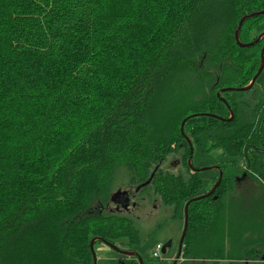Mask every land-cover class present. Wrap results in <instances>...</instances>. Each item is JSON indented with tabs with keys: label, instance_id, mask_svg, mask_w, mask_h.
<instances>
[{
	"label": "trees",
	"instance_id": "16d2710c",
	"mask_svg": "<svg viewBox=\"0 0 264 264\" xmlns=\"http://www.w3.org/2000/svg\"><path fill=\"white\" fill-rule=\"evenodd\" d=\"M263 8L264 0H0V264H92L93 237L135 251L162 222L142 234L130 212L101 206L119 180L134 193L159 165L138 194L183 220L203 181L187 164L190 146L192 165L214 153L220 169L226 157L251 182L222 174L211 196L189 203L176 264H264V97L224 91L230 121L199 115L228 118L216 91L257 71L264 36L240 47L233 32ZM262 31L264 14L250 17L239 39ZM263 73L252 87L264 89ZM191 114L189 145L179 127ZM174 154L176 174L161 167Z\"/></svg>",
	"mask_w": 264,
	"mask_h": 264
},
{
	"label": "rangeland",
	"instance_id": "374dc122",
	"mask_svg": "<svg viewBox=\"0 0 264 264\" xmlns=\"http://www.w3.org/2000/svg\"><path fill=\"white\" fill-rule=\"evenodd\" d=\"M263 79H264V73H263ZM261 79V80H263ZM262 91L264 92V89H262L261 86L255 85V87H252L249 91L245 92L243 95V98L246 100L253 101L255 98L264 97L262 94ZM224 165L222 169V174H224L225 178H231V181L236 182L237 176L240 174V170H236L235 167L229 162L230 160L226 157H223L222 159H219L218 162H221ZM194 167L201 168V167H210L214 165H218L214 163V153H212L210 156L203 160L194 161L193 162ZM196 165V166H195ZM180 163L178 161V157L174 155H169L167 159L161 164L162 168H166L172 173L176 174L180 170ZM219 166V165H218ZM220 167V166H219ZM182 169V168H181ZM200 171V170H199ZM218 172V171H217ZM200 176H202V186L199 188L197 195H201L206 193L211 187H209L210 183L213 181V178L216 175L215 169L210 170H203L200 171ZM122 181H118V184L114 186V191L118 187H123V184H119ZM140 192L139 194H135L132 196V202H136L139 204V206L135 207L134 209L130 210V215L135 218V220L138 222L139 228L142 232V234H146L148 231L152 229L154 224L159 221L161 218H164V215L169 214L167 210H164L158 203L156 199L154 200H148L147 193ZM196 195V196H197ZM181 217V216H180ZM183 222L181 218H172L166 221V223L158 230H156L151 235L147 236L146 238L144 236L143 242L140 246L137 247L138 252L143 256L147 257L148 255H151V251L154 249L156 244H166L168 241H171V245L166 249V252L162 254L161 256L163 258L174 256L177 248V241L179 239L181 230H182ZM94 253L96 255V261L99 260H105L109 256H111V251H109L108 247H106L103 244H99L96 242L94 244ZM167 262V263H166ZM162 264H171V260H165V263L162 262Z\"/></svg>",
	"mask_w": 264,
	"mask_h": 264
},
{
	"label": "water",
	"instance_id": "95a60500",
	"mask_svg": "<svg viewBox=\"0 0 264 264\" xmlns=\"http://www.w3.org/2000/svg\"><path fill=\"white\" fill-rule=\"evenodd\" d=\"M261 14H264V8L261 9V10H259V11L251 12V13L245 14V15H243V16L240 17V19H239V21H238V23H237L236 29H235L234 32H233V36H234L235 43H236L238 46H240V47H248V46H251V45L257 43V42H258V41L264 36V31H262V32H260V33L257 35V37H256L254 40H252V41L241 42L240 39H239V30H240V28H241L242 23H243L246 19H248V18H250V17H254V16H257V15H261ZM259 59H260L259 67H258L257 71L255 72V74H254V75L252 76V78L250 79V81H249L246 85L241 86V87H222V88H220V89L216 92V96H217V98H218L221 102H223V103L226 104V107H227L228 112H229V116H228V118L225 119V118H222V117H220V116H218V115L211 114V113H207V112L199 113V115H204V116L214 117V118H217V119H219V120H221V121H230V120L233 118V111L231 110V108L229 107V105L225 102L224 98L220 96V93H221V92H224V91H241V92H242V91H249V90L252 88V86H253V84H254L256 78L259 76V74L261 73V71H262L263 68H264V44H263V46L261 47V50H260V57H259ZM195 115H197V114H191V115H188V116L184 117V118L182 119V121L180 122V127H179V128H180V133L182 134V136L184 137V139L187 141V143H188L189 145H190V139H189L188 136H186V135L184 134V132H183V125H184L185 121H186L188 118H191V117H193V116H195ZM191 157H192V147L190 146V157H189V159L187 160V164L189 165L190 169H191V170H194V171H199V170H200V171H203V170L215 169V170L218 171V177H217L215 183L212 185V187H211L206 193L201 194V195H198V196H195V197L189 199L188 201H186V203L184 204V206H183V211H184V217H183V229H182L181 236H180V239H179V246H178V250H177V257H178L179 254H180L181 243H182V240H183V238H184V236H185V233H186V230H187V207H188L189 203L192 202V201H195V200H200V199L206 198V197H208V196H211V195L213 194L214 190L216 189V187L219 185V183H220V181H221V178H222V173H223V172H222V169H220V167H219L218 165H214V166H210V167L196 168V167H194V166L191 164ZM158 166H159V165H156V166L152 169V171L150 172L148 178H147L144 182H142V183H140V184H138V185L135 186V188H134V192L139 191L142 187H145V186H147V185L150 183V181H151V179H152V177H153L155 171L157 170ZM117 192H118V193H123V194L126 193V191H121V190H118ZM118 193H116V195H118ZM114 194H115V193L112 194L111 198L114 196ZM97 240H100L99 237H93V238H91V240L89 241V248H90V251H91L92 261H93L92 264H96V259H97V258H96V255H95V253H94L93 244H94V242L97 241ZM108 246H109L111 249H113L114 251H117V252H119V253H121V254L128 255V256H132V255L137 256L138 261H139V264H143L142 258L140 257V255H138V254L136 255L135 252H133V251H127V250H123V249H119V248H117V247H116L115 245H113V244H108ZM162 252H164V247H163V249H162ZM172 264H174V263H172Z\"/></svg>",
	"mask_w": 264,
	"mask_h": 264
},
{
	"label": "flooded vegetation",
	"instance_id": "af4514ba",
	"mask_svg": "<svg viewBox=\"0 0 264 264\" xmlns=\"http://www.w3.org/2000/svg\"><path fill=\"white\" fill-rule=\"evenodd\" d=\"M220 88H222V87H220ZM220 88H218V90ZM164 169H166V168H163V170ZM239 178H241V182L240 183H243L244 181L251 182V180L249 179V177L244 172H240V174L237 176L236 179H237L238 182L240 181ZM118 190L126 191V193L125 194L118 193L117 192ZM138 192L139 191L132 193V191L128 190V188H117L115 191H113V193H115L114 196L112 198L109 197V202L108 203H105V204H103L101 206V210H105L106 209L107 211H113L114 210L116 212H121V211H123V212H130V210L134 209L135 207L139 206V204H140V203L137 204L136 202H132L133 200L131 198L136 193L138 194ZM116 193H118V195H116ZM149 200H154V199L153 198L150 199V197H148V200H146V201H149ZM160 206L162 208H164V210H167L168 213H170L168 206H162V205H160ZM168 215L169 214L164 215V218L163 219L161 218L159 220L160 222H162V225L158 229H160L166 223V221H168L169 219H172V218H167ZM182 222H183V220H182ZM158 229H156V230H158ZM182 229H183V226H182ZM156 230H154L152 233H154ZM181 232H182V230H181ZM152 233H150L149 235H151ZM180 236H181V233H180ZM180 236H179V239H180ZM179 239L177 241V248H176V252H175L174 256L167 257V258H163L161 256L162 254H164L166 252V249L171 245V241H168L166 244L159 243V245H160V251H159L160 257H154V256H152V251H151V255H148L147 257H144L146 259V261H147V264H162V262H164L165 260H171V264L172 263L176 264L177 262L181 261L182 260V258H181V250H182L183 240H182V243H181L180 254L177 257V250H178V246H179ZM103 245H105L106 247H108L109 251H111V253H112L111 256H109L108 258H117L120 255H124V254H121V253H119V252L114 251L113 249H111L106 242L103 243ZM137 247L138 246H134V250L135 251H133V250H127V251H133V252L136 253V255L138 254L141 257V254L138 252ZM163 247H164V252H162ZM119 249H121V248H119ZM123 250H126V249H123ZM124 256L134 257V258H136L138 260L137 256H135V255H132V256L124 255Z\"/></svg>",
	"mask_w": 264,
	"mask_h": 264
},
{
	"label": "built area",
	"instance_id": "2783aa9c",
	"mask_svg": "<svg viewBox=\"0 0 264 264\" xmlns=\"http://www.w3.org/2000/svg\"><path fill=\"white\" fill-rule=\"evenodd\" d=\"M159 251H160V245L157 244V245H155L154 249L152 250V256L160 257Z\"/></svg>",
	"mask_w": 264,
	"mask_h": 264
},
{
	"label": "bare ground",
	"instance_id": "6f19581e",
	"mask_svg": "<svg viewBox=\"0 0 264 264\" xmlns=\"http://www.w3.org/2000/svg\"><path fill=\"white\" fill-rule=\"evenodd\" d=\"M247 20V19H246Z\"/></svg>",
	"mask_w": 264,
	"mask_h": 264
}]
</instances>
